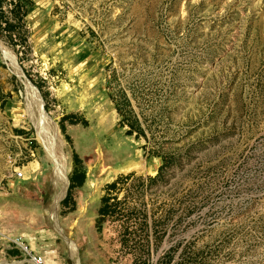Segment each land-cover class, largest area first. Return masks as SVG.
Returning a JSON list of instances; mask_svg holds the SVG:
<instances>
[{
  "label": "rangeland",
  "instance_id": "obj_1",
  "mask_svg": "<svg viewBox=\"0 0 264 264\" xmlns=\"http://www.w3.org/2000/svg\"><path fill=\"white\" fill-rule=\"evenodd\" d=\"M64 237L78 264H264V0H0V261L74 264Z\"/></svg>",
  "mask_w": 264,
  "mask_h": 264
},
{
  "label": "bare ground",
  "instance_id": "obj_2",
  "mask_svg": "<svg viewBox=\"0 0 264 264\" xmlns=\"http://www.w3.org/2000/svg\"><path fill=\"white\" fill-rule=\"evenodd\" d=\"M26 87L27 89H32L30 97H31V101L33 104V108H35V113L33 117L35 120L34 122H35V127L37 130V136L39 140L41 141V144L45 147V149L48 152V159L50 160L52 164L53 173L55 176L54 183H55V186L57 187V191L55 192L52 198L50 214L55 224L54 225L55 231L58 234L63 235V230L58 225L57 220H56V212L59 207V202L62 199L65 193L66 186H67L66 156L61 150V145H60L61 143L58 139L56 130L54 129V127L53 128L50 127L49 119L42 111L41 101H39V98L36 96L32 87L28 85H26ZM130 167H132V164L128 166L120 165V166H117V168H115L114 170L125 171L129 169ZM64 241L67 245L69 256L76 259L77 258V247L75 246L74 242L71 239L66 238V237H64ZM0 264H8V262L0 261ZM74 264H78L77 259L75 260Z\"/></svg>",
  "mask_w": 264,
  "mask_h": 264
},
{
  "label": "trees",
  "instance_id": "obj_3",
  "mask_svg": "<svg viewBox=\"0 0 264 264\" xmlns=\"http://www.w3.org/2000/svg\"><path fill=\"white\" fill-rule=\"evenodd\" d=\"M125 105L129 106L127 100H126ZM116 110L122 116V111L118 105H116ZM127 128H128L126 130L127 134L132 135L134 133L136 137L143 136L144 139L146 140L144 129L137 123V120L135 117L133 118V122L127 124ZM174 144H169L164 149H162L161 145H158L151 150V153L153 155L160 157V159H161V165L159 166L156 174L153 176V178H152L153 181L157 182V181L162 180L164 177V172H170L171 174H174L173 173L174 171H172V170H174L175 168L181 169V161H184V163H187L188 156H190L189 150L185 149L183 144H180V145H174ZM143 147H145V146L143 145ZM72 171H73V174L71 175L70 179H72V177L75 176L77 171H78L77 162H75L74 168ZM83 180H84V177H83ZM116 183H117L116 181H113L110 184H107V186H106L107 190L113 189L115 187ZM73 185H75V182L73 180H71L69 190L73 187ZM107 200H108V197L102 198L103 206L106 204ZM99 215H100V218H103L104 215H107V213L106 214L103 213V210L101 209L99 212ZM175 248H176V246H173L170 249H171V251H173V250H175ZM166 262H168V261H166ZM187 263L191 264L190 260H187L186 262L182 261L179 264H187ZM197 264H200V263H197Z\"/></svg>",
  "mask_w": 264,
  "mask_h": 264
},
{
  "label": "built area",
  "instance_id": "obj_4",
  "mask_svg": "<svg viewBox=\"0 0 264 264\" xmlns=\"http://www.w3.org/2000/svg\"><path fill=\"white\" fill-rule=\"evenodd\" d=\"M18 175H20L18 173ZM14 244L20 246L24 251H26V246L24 244V241L22 240L21 237H17L14 240H12ZM31 262L32 264H46V261L41 259V258H36V257H31ZM56 264V263H55Z\"/></svg>",
  "mask_w": 264,
  "mask_h": 264
}]
</instances>
